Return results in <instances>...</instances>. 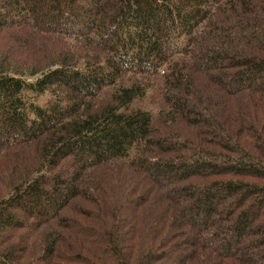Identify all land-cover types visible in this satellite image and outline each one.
<instances>
[{"label": "trees", "instance_id": "obj_1", "mask_svg": "<svg viewBox=\"0 0 264 264\" xmlns=\"http://www.w3.org/2000/svg\"><path fill=\"white\" fill-rule=\"evenodd\" d=\"M6 31L0 264H264V0H0Z\"/></svg>", "mask_w": 264, "mask_h": 264}, {"label": "rangeland", "instance_id": "obj_2", "mask_svg": "<svg viewBox=\"0 0 264 264\" xmlns=\"http://www.w3.org/2000/svg\"><path fill=\"white\" fill-rule=\"evenodd\" d=\"M1 1H3V0H1ZM5 36H7V37L9 38V36H8V34H7V31L4 32L2 35H0V47H1V44H5V42H2V38L5 37ZM14 40H16V35H15L14 32H12L7 44H8V45H12V43H13ZM60 40H62L63 42H65V44L67 45V47H69V48H71V49H72L73 47H75V46H79L81 49H85V51H83V52H84L86 55H88V51H87V49H89V45L87 44V42L84 43V42L80 41V40H82V38L67 37V39H60ZM77 41H79V43H78ZM8 45H7L6 47H3V48H7ZM89 50H90V49H89ZM90 52H91V51H90ZM127 79H129V77H127V78L125 79V83H126V84H128ZM148 82H151V81H148ZM46 99H47V98H45V99L42 98L41 101L46 100ZM143 102H144L147 106H149V107L154 106V105H156V104L158 103V101H157V91H156L153 87H150V88H149V91H148V97H147V99H146L145 101H143Z\"/></svg>", "mask_w": 264, "mask_h": 264}]
</instances>
